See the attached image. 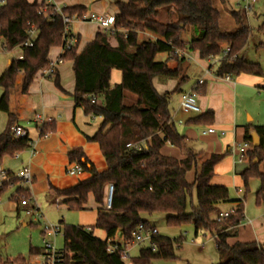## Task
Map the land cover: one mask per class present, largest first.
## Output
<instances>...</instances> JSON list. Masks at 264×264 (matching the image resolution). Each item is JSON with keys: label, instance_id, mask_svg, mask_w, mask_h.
Here are the masks:
<instances>
[{"label": "trees", "instance_id": "1", "mask_svg": "<svg viewBox=\"0 0 264 264\" xmlns=\"http://www.w3.org/2000/svg\"><path fill=\"white\" fill-rule=\"evenodd\" d=\"M227 0H117L114 29H98L94 39L78 52L79 37L71 49L63 54L64 60H73L75 88L73 97L76 106L82 107L89 116L101 117L102 123L89 141L99 143L106 160V169L99 171L94 166L90 176L66 189L51 187L61 203L69 210H85L92 196L98 205V217L94 226L70 225L61 220L66 261L74 264H126L125 244L111 252L108 244L94 234L95 229L105 232L106 237L114 238L122 233L125 242L134 239L133 232L140 223L150 227L143 213H165L169 226L193 223L196 235L200 231L215 237L220 255L219 264H264V244L256 241L228 243L235 235L236 227L245 217L244 199L233 200L238 205L227 218L220 221L213 218L217 205L230 202L229 189L213 185L215 165L226 153H213L196 171L190 182L187 173L197 168L198 153L187 152L182 158L164 155L162 147L169 143L179 148L186 144V137L175 128L170 108L171 98L180 92L181 84L187 77H181L171 92L160 93L154 78H177L179 68H171V59H180L176 50H193L201 59L220 55L225 46L231 48L234 59L223 60L217 73L238 75L249 73L264 77L259 62H252L241 55L248 44L252 28L241 8L232 11L234 30L222 26L223 13L217 6ZM42 4L38 0H6L0 6L1 33L6 40V48L21 49V56L11 60L0 73V111L7 113L8 121L0 134V163L5 156H15L29 146L30 138L15 137L12 127L17 116L10 110L11 94L16 80L21 74L20 89L27 93L35 75L49 67L51 48L63 44L64 22L61 15L50 20L40 13ZM84 4L65 6V14L83 15L87 12ZM166 9L170 20H160L161 11ZM36 25L37 36L33 46H25L30 25ZM190 26L200 29L199 35L190 40L183 38ZM264 27V26H263ZM262 28V26H261ZM150 36L141 39L142 33ZM113 40L115 45H113ZM264 46V43H261ZM159 53H167L164 61L156 60ZM186 58H182L185 60ZM122 73L119 83L111 82V71ZM54 82L61 88L60 78L55 72ZM202 88V87H201ZM199 88V90L201 89ZM126 93L136 96V101L127 103ZM213 113L208 111L194 120L209 123ZM259 144L245 152L247 167L242 171L246 193L250 191L252 179H259L255 193L256 204L264 208V125L255 126ZM55 131L54 124L40 126L42 136ZM245 140L251 142L252 135L247 130ZM130 144V145H129ZM71 163L82 170H88L89 161L82 148H72L69 153ZM263 167V169H262ZM8 178L0 185V199L12 185L22 183L16 173L7 170ZM112 183L114 192L110 209H106L107 186ZM196 189L197 204L188 211V202ZM17 210L23 199L30 197V189L20 186L12 195ZM222 222V223H219ZM90 228V229H89ZM183 236L173 239L156 233L150 246L141 247L139 255L132 258L133 264H151L155 259H176V249L181 246ZM31 252H39L31 249ZM27 262L24 257L14 259L0 256V264Z\"/></svg>", "mask_w": 264, "mask_h": 264}, {"label": "crops", "instance_id": "2", "mask_svg": "<svg viewBox=\"0 0 264 264\" xmlns=\"http://www.w3.org/2000/svg\"><path fill=\"white\" fill-rule=\"evenodd\" d=\"M61 2L64 1L61 0ZM77 4H84L88 8L86 2L65 5L73 6ZM93 11L116 15L118 7L115 6L114 12L97 8H93L89 12ZM86 23L94 24L92 31L85 28ZM98 29L99 26L97 24L89 21L79 22L75 30L71 27L72 32L79 37L78 52L94 39ZM112 44L115 45L114 40ZM61 54H63L61 46L53 47L50 50L48 58L52 61ZM186 59L182 60L180 57L178 60L171 59L169 61L171 68L177 67L180 69L179 77L164 80L163 82H160L159 77L153 80L156 89L160 93H165L171 92L177 86L181 77H187L186 81L180 86V92L172 96L170 103L173 124L176 130L186 137V144L183 148H179L166 143L162 147L161 152L164 155L176 158H182L189 151L198 153L199 162L197 168L191 170L194 171L192 174L194 176L196 171L200 169V165L213 153H226L225 157L215 165V174L211 179V183L228 188L235 183V186L243 185L241 173L248 165L245 159V152L254 145V139L251 142L245 140L246 132L248 130L253 137L256 133L255 126L264 125V77L241 73L233 75V79L227 81L215 77L214 74H206L205 68L207 64H203L195 59L194 62L190 63ZM193 68L197 72V78L190 81V72ZM57 75L60 78L61 88L57 87L54 82L55 75L44 76L42 71H39L35 75L27 93L21 92V74L19 75L16 81L15 94H11L10 102H12V106L10 103V110L16 114L17 123L28 131V137L31 139L30 142L33 145L29 142V146L22 152H19L18 157L13 156L15 163L3 159L1 164L6 170L14 173H17L22 167L28 166L34 176L33 183L31 185H24L23 183L15 184L17 186L16 189L20 186L29 188L30 195L35 202L47 199L50 202L67 208L66 205L61 203L63 198L54 195L51 187L57 189L72 187L80 180L88 178L90 176L89 169L93 166L97 170L102 171L106 169L107 163L99 143L89 141L86 137L87 135H93L98 129V126L93 125L91 120L102 118L86 115L82 107L76 106L73 97L75 88L73 60H64L57 68ZM200 78L205 79V83L201 86L202 88L200 87V96L197 101L201 111L184 112L180 108L181 93L192 89ZM121 80V71L113 69L111 71V82L115 84L121 82ZM208 111L213 113L212 120L209 123L194 120L197 116ZM38 114L43 116L44 123L54 124L55 131L42 136L40 126L44 123L40 124L36 119ZM212 126L217 131L213 133L206 132ZM220 130H225L226 133L221 134ZM245 142L248 145L244 147L243 144ZM72 148L83 149L86 159L89 161L87 165L88 170H81L75 174L67 172V168L77 165L76 163H71L69 160L68 153ZM178 149H180V152ZM191 171L187 173V177ZM188 180L190 181V179ZM221 205H217L218 212ZM237 205L236 203L230 211H233ZM97 217L98 205L91 196L86 209L79 211L78 220L81 225L87 224V226H91L96 223ZM243 221L236 227V233L233 236L240 234V230L243 228ZM96 230L102 231L100 229ZM96 230H94V234L104 240L106 238L105 232L102 231L103 236H99L97 232L95 233ZM118 234L122 235L121 232ZM233 236L228 238L229 244H234L237 241H256L264 244V238L260 235L259 231H255V234L253 233L251 237L245 236L246 239L240 236L241 239H235L236 241L232 243L230 238ZM212 237L215 240V237ZM215 248L217 249L216 241ZM217 262L218 260L213 256L211 262L206 264L220 263Z\"/></svg>", "mask_w": 264, "mask_h": 264}, {"label": "rangeland", "instance_id": "3", "mask_svg": "<svg viewBox=\"0 0 264 264\" xmlns=\"http://www.w3.org/2000/svg\"><path fill=\"white\" fill-rule=\"evenodd\" d=\"M61 1V0H60ZM62 4H72L78 2H86L88 4V12L93 8L103 9L104 11H115V4L117 0H63ZM241 0H227L224 4L218 3L217 6L222 10V26L227 30L236 29V23L232 17V11L240 9L239 3ZM69 6V5H65ZM172 16L166 9L161 11L159 16L160 20H170ZM246 19L250 27L252 28L251 35L248 40L247 46L241 53L246 60L252 62H259L264 71V0H256L254 9L246 15ZM79 22L71 24L73 30L77 28ZM94 24L86 23L85 28L93 30ZM262 26V28H261ZM200 29L195 26H190L188 31L185 32L183 38L190 40L195 35H199ZM141 39L150 36V33L145 32L140 34ZM186 51V50H184ZM188 57L187 62H194V59L209 65L206 59H200L197 52L187 48ZM20 48H14L8 50L7 48L0 50V73L4 72L7 68L9 61L19 58L21 55ZM168 57L167 53H159L156 57L158 61H164ZM218 64H214L213 67H217ZM215 69V68H214ZM194 70V72H193ZM206 70V68H205ZM19 77V76H18ZM197 78V72L193 68L190 72V81ZM18 79V78H17ZM160 82L175 78H158ZM17 81V80H16ZM2 90L0 89V96ZM12 94H15V90ZM127 103H133L136 101V96L131 93H126ZM11 106H12V102ZM91 123L95 126H100L102 119L94 118ZM7 124V113L0 111V134L5 129ZM180 152V149H178ZM5 161L15 163L13 157L7 156ZM263 169V167H262ZM194 171H191L187 177L190 181H193L192 175ZM235 183V182H234ZM259 179H252L249 183L250 191L246 193L243 185L235 186L232 184L229 189L230 199L232 201L222 203L219 211H230L235 206L236 202L233 200L244 199V211L245 220L242 225L238 236H233L230 241L233 243L235 239H241L240 236L246 239L255 231H259L260 235L264 238V208L256 204L255 193L259 187ZM18 185V184H16ZM16 185L10 186L2 195L0 199V256L3 258H17L19 256L24 257L27 262L22 264H47L45 255V241L52 242L57 250H63L64 239L62 229L60 228V221L63 220L66 224L81 225L78 220L79 211L69 210L64 206L57 205L54 202H50L47 199L39 200L35 202L31 200L28 208L22 207L17 210V204L12 198ZM197 204L196 189L193 190L191 198L188 202V211L192 210L193 205ZM29 210H33V214L28 213ZM232 212V211H230ZM218 211L213 214L216 219ZM41 217H40V216ZM143 218L155 226L159 235L170 237L173 239L184 237V240L180 247L176 249V259H155L151 264H206L211 262L213 256L220 262V256L215 248V240L208 232L200 231L197 235L193 223H186L181 226H169L166 223V214L157 212L153 214L143 213ZM222 223V222H219ZM95 225V224H94ZM91 225V226H94ZM58 226L59 232L52 233V227ZM82 226L89 227L87 224ZM96 230V229H95ZM99 236H103L102 231L96 230L95 233ZM246 233V235H245ZM246 236V237H245ZM151 241L145 240L138 242L129 247V256L124 257L126 264H133L132 258L139 255L141 247L150 246ZM31 249H37L39 252H31ZM16 264V263H6Z\"/></svg>", "mask_w": 264, "mask_h": 264}, {"label": "built area", "instance_id": "4", "mask_svg": "<svg viewBox=\"0 0 264 264\" xmlns=\"http://www.w3.org/2000/svg\"><path fill=\"white\" fill-rule=\"evenodd\" d=\"M256 0H241L239 3V6L243 13L247 15L254 9ZM6 0H0V6H2ZM39 3H41L42 9L40 11L41 14L49 18L50 20H54V16L61 15L63 22H64V31L62 33L63 37V44L61 45L62 52L65 54L66 50L71 49L73 46H75L76 43V35L71 30V24L74 22H93L97 24L100 28L103 29H114L115 22H116V15L115 14H107V13H97V12H86L83 15L79 14H65L63 12V9L65 7L64 4L61 3L60 0H38ZM37 36V27L36 25L32 24L27 29V37L25 41L23 42V45L25 46H33L34 40ZM6 40L2 36L1 33V26H0V50L6 48ZM63 54H61L58 58L55 60H52L49 67H46L42 70V74L44 76H53L55 72L57 71V68L60 64L64 62ZM176 54L181 58L188 57V53L184 50L177 49ZM237 57V54H233L231 52V48L229 46H225L222 53L217 56H209L206 60L209 63V65L206 67L205 73L206 74H214L215 77L224 79L227 81H230L233 79V75L231 73H227L225 75H221L217 73V68L219 64L226 59H234ZM218 64L217 67H213L214 64ZM215 68V69H214ZM205 83L204 78H200L197 81V84L187 91H184L181 93V100H180V108L184 112H199L201 111L199 105H198V98L200 96V90L199 88ZM36 119L40 122V124L44 123V118L42 115H37ZM13 133L15 137L17 138H23L28 137V131L21 126L20 124H15L12 127ZM217 129L215 127H209L206 132L213 133L216 132ZM221 134H225V130H220ZM46 136V135H45ZM31 145H33L32 142H30ZM130 145V144H129ZM248 143L245 142L243 146H247ZM16 157L19 156V152L15 154ZM82 169L79 165H76L74 167L67 168V172L70 174H75L77 172H80ZM17 177L22 181L24 185H31L34 180L33 173L31 169L28 166L22 167L17 173ZM8 178V172L3 167V165L0 163V185L4 180ZM113 192H114V185L110 183L107 186V195H106V209L111 208L112 204V198H113ZM31 200H33V197H30L28 199H23L21 201L22 205H27ZM29 214H33V210L28 209ZM230 211H219L217 213L216 220L220 221L224 218H227L230 215ZM40 216V215H39ZM41 217V216H40ZM90 229V228H89ZM52 233H58L59 228L58 226L52 227ZM158 233V230L154 226L147 227L144 223H140L135 231L133 232L134 239L129 242L124 241V237L122 235L117 234L114 238H108L106 237L104 240L108 244V249L113 252L115 250L120 249L124 244L125 250H124V257L129 256V247L135 243L143 242L145 240H151L153 235ZM45 241V255H46V263L47 264H74L72 260L70 262L66 261V255L67 253L64 250H57L55 248V245L52 242Z\"/></svg>", "mask_w": 264, "mask_h": 264}, {"label": "water", "instance_id": "5", "mask_svg": "<svg viewBox=\"0 0 264 264\" xmlns=\"http://www.w3.org/2000/svg\"><path fill=\"white\" fill-rule=\"evenodd\" d=\"M253 139H254V146H257L259 144V137L256 133L253 135Z\"/></svg>", "mask_w": 264, "mask_h": 264}]
</instances>
